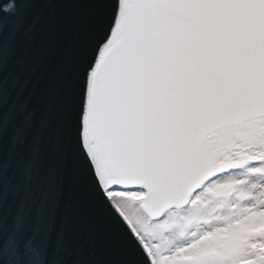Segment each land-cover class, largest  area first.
Segmentation results:
<instances>
[{
    "label": "snow or ice",
    "instance_id": "obj_1",
    "mask_svg": "<svg viewBox=\"0 0 264 264\" xmlns=\"http://www.w3.org/2000/svg\"><path fill=\"white\" fill-rule=\"evenodd\" d=\"M90 18L39 93L37 11ZM264 264V0H14L0 8V264Z\"/></svg>",
    "mask_w": 264,
    "mask_h": 264
},
{
    "label": "water",
    "instance_id": "obj_2",
    "mask_svg": "<svg viewBox=\"0 0 264 264\" xmlns=\"http://www.w3.org/2000/svg\"><path fill=\"white\" fill-rule=\"evenodd\" d=\"M14 0H0V8ZM90 18L85 13L74 11H37L30 21V32L27 40L34 37L42 38L38 66L40 73L30 71L13 73V79L5 80V91L10 100H15L21 92L29 95L36 92L39 95L44 79L51 72L57 59L66 50H75L83 35L88 31ZM66 222L70 231L83 234V243L90 247L86 249L85 258L96 261L97 264H108L118 258L115 248V234L103 220L91 225L83 222L76 213L75 201L70 192Z\"/></svg>",
    "mask_w": 264,
    "mask_h": 264
}]
</instances>
